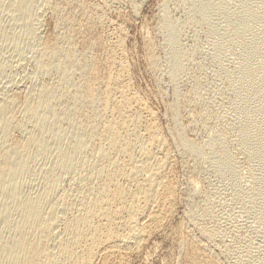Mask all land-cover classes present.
Masks as SVG:
<instances>
[{
    "label": "rangeland",
    "instance_id": "374dc122",
    "mask_svg": "<svg viewBox=\"0 0 264 264\" xmlns=\"http://www.w3.org/2000/svg\"><path fill=\"white\" fill-rule=\"evenodd\" d=\"M26 1L35 2L34 13H38L39 18L33 39L19 28L20 16L12 11L13 0H0L1 94L8 92L10 97L23 98L35 84H48L58 91L54 92L52 109L47 113L53 121L54 110L64 115L73 106L81 108V78L92 70L99 78L96 85L101 89L110 81L116 100L120 91L139 99L142 107H137L136 111H141L144 120L149 114L152 116L171 154L172 163L167 171L176 188L172 213L141 250L128 256L125 264H186V259L189 260L187 242L200 243L197 246L202 248L201 253L209 256H205L207 259L213 258L214 264H264V213L256 189L258 180L264 178V166L250 155L247 144L237 141L243 120L253 116L255 109L261 111L264 119V79L259 82L261 94H255L248 107L235 101L241 91L239 69L246 60L245 54L251 51L247 66L257 74L258 69L264 67V0H255L256 4L254 0H250L252 3L249 0H204V11L196 0H46L43 5H40L41 0ZM249 7H255L252 13ZM248 16L253 20L251 23ZM240 19L247 22L244 34L237 33L241 28L237 27ZM170 24L175 46L181 52L175 63L169 58ZM13 33H17L16 38ZM46 41L59 50L72 51L76 63L71 70L74 86L60 84L57 71L42 76L35 71L36 61L42 57L40 46ZM254 41L258 42L254 44ZM247 44H251V50ZM107 71L113 73L112 76ZM76 113L69 116V120L65 117L61 123L55 122V126L60 124L68 129L66 137L71 138L78 132V127H83L88 117L92 119L87 110ZM15 115L20 118L19 113ZM20 119L26 131L29 130L30 122L25 124L23 118ZM176 124L182 126L186 138L196 142L223 139L230 151L228 171L215 168L213 159L207 155L213 147L211 139L210 145L207 143L210 149L204 148L202 156L182 150ZM12 133L11 138L21 134ZM52 149L49 145L45 153L36 149L30 151L33 166L21 178L23 192L40 188ZM88 152L87 158L92 159V153ZM81 169L65 174L55 194H77L82 185L78 182L79 175L80 178L85 175L83 181L89 179L85 168ZM201 227L211 229L213 236H203L199 231ZM190 263L195 264L189 260L187 264Z\"/></svg>",
    "mask_w": 264,
    "mask_h": 264
},
{
    "label": "bare ground",
    "instance_id": "6f19581e",
    "mask_svg": "<svg viewBox=\"0 0 264 264\" xmlns=\"http://www.w3.org/2000/svg\"><path fill=\"white\" fill-rule=\"evenodd\" d=\"M41 1L42 4H39L43 5L46 0ZM196 1L201 3L200 10L204 11L206 7L204 0ZM34 5L35 2L28 3L26 0H13L12 3L13 13L20 16L19 28L32 39L35 38V25L39 20L38 13H34ZM252 9L248 11L252 13ZM260 17L258 19L261 23ZM242 18L244 19L243 16ZM245 21L241 19L238 21L237 27L241 28L237 33L244 34L247 31ZM248 21L253 20L250 18ZM260 23L258 22V25ZM252 25V27L256 26ZM13 35L16 38L17 33ZM169 39L171 44L169 58L175 63L179 60L181 52L175 46L173 27L169 31ZM256 42L254 41V44ZM249 46L251 44L247 48ZM40 47H42V57L39 59L36 57L38 60L35 58L38 65L35 71L39 76L57 71L58 82L65 87L72 86L71 77L74 74L71 76V70L76 66L75 58L72 59V51L64 48L59 50L47 41ZM249 48L251 50V47ZM250 53L251 51L245 54L246 60H242L244 63L239 69L241 91L235 100L244 107H248L250 99L260 91L259 82L264 79V67L259 68L257 74L254 69L247 66ZM174 70L175 66L170 71L171 76ZM83 77L80 87L83 96L79 101L81 108L73 106L64 115L54 110L53 121L49 119L47 113L52 109L51 102L55 98L56 91L47 86L48 84L40 82L35 84L33 88L28 89L27 95L23 98L22 96L13 98L7 95L8 92H4L3 95L0 92V198L2 199L0 264H125L128 256L141 250L140 248L164 225L165 219L172 213L176 188L169 180L167 171L172 158L152 116L150 117L148 113V118L145 120L144 117L142 118L141 111H136V108L142 105L131 93L128 96L120 91L119 100H116L111 83L107 82L109 77L108 80L105 77L107 83L104 89L97 86L99 78L92 70L88 76L83 75ZM2 87L0 86V90L3 89ZM73 104L76 105L74 102ZM82 110H87L92 119L86 118L84 128L79 126L80 130L72 133L71 138L66 137L68 129H64L65 126L60 124L55 126V122L61 123L65 117L69 120V116ZM254 111L253 116L243 120L237 132V141L241 145L247 144L250 155L264 166V119L262 120L259 109ZM16 112L19 113L20 118H23L25 124L27 121L30 122L29 130L26 131L24 123L16 117ZM80 114L79 112V116ZM76 124L78 126V123ZM176 126V135L182 150L197 157L202 156L207 143L212 140L213 147L207 148L210 149L207 155L213 159L215 168L223 172L228 171L231 162L230 151L223 139L216 137L210 138L209 141L196 142L184 136L181 125L176 124ZM13 131L21 133L22 136L20 134L18 138H11ZM49 145L53 147L51 160L49 167L43 170L40 188L23 192L20 189L21 178L33 166L30 151L36 149L45 153ZM88 151L92 153V159L87 158ZM79 168H85L89 179L82 180L85 179L83 174L86 171L82 174L84 178H80L81 174L77 176L78 182L82 184L77 194L73 196L67 192L55 194L63 176L74 173L77 169L79 171ZM256 189L264 213V178L258 180ZM199 231L205 237L213 236L211 229L201 227ZM199 244L187 242L189 247L187 258L195 264H214L213 258L207 259L209 256L201 253L202 248L197 246ZM189 260L186 259V264Z\"/></svg>",
    "mask_w": 264,
    "mask_h": 264
}]
</instances>
